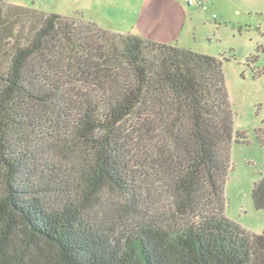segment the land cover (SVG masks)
<instances>
[{
	"label": "trees",
	"instance_id": "16d2710c",
	"mask_svg": "<svg viewBox=\"0 0 264 264\" xmlns=\"http://www.w3.org/2000/svg\"><path fill=\"white\" fill-rule=\"evenodd\" d=\"M73 19L0 0V264H264L225 216L224 59Z\"/></svg>",
	"mask_w": 264,
	"mask_h": 264
},
{
	"label": "rangeland",
	"instance_id": "374dc122",
	"mask_svg": "<svg viewBox=\"0 0 264 264\" xmlns=\"http://www.w3.org/2000/svg\"><path fill=\"white\" fill-rule=\"evenodd\" d=\"M123 1L7 0V4L58 14L69 22H73V18H83L105 32H133L155 43V40H160L178 45L177 30L183 26L180 46L192 47L194 51L205 55L223 58V73L235 133L230 151V167L223 186L225 216L246 233L260 234L264 230V209L253 208L251 192L254 183L264 179V0H219L213 5L208 0L209 10L206 13L202 9L188 7L181 0L185 10L202 17L198 18L201 25L197 29L188 17L177 14L170 15L168 19L135 18L128 3ZM136 4L129 2L131 8H135ZM21 17H17L13 23L16 25V43H25L33 28L29 19ZM207 18H210V23L206 21ZM171 23H175L174 30L169 27ZM157 24L160 25L158 29ZM14 40H7L8 50L15 43ZM144 198L142 196L140 200ZM114 201L110 198L103 203L108 214H115L118 203ZM130 208L138 213L140 220L144 218L148 221L152 219L151 215L156 214L143 208L141 202L138 205L131 204ZM123 219L126 230L130 229L134 219Z\"/></svg>",
	"mask_w": 264,
	"mask_h": 264
},
{
	"label": "crops",
	"instance_id": "0c3cea01",
	"mask_svg": "<svg viewBox=\"0 0 264 264\" xmlns=\"http://www.w3.org/2000/svg\"><path fill=\"white\" fill-rule=\"evenodd\" d=\"M124 3H128L127 6L132 10L133 12V16L135 18L138 19H153V18H169L170 15L175 16V14L179 15V16H184L185 18H189L190 23L193 25V27L195 29H197L201 24H200V20H198V18H202L200 15L199 16H194L193 12H189V10H185L184 9V4L182 3L181 0H124ZM129 2H137L135 8H131L129 5ZM219 2V0H211V4H217ZM208 0H206V4H208ZM209 6V5H208ZM187 7V6H186ZM209 7H207V12ZM195 9V8H193ZM205 11V13H206ZM206 21L208 23H210V18H207ZM158 26L156 27L157 29L160 27L159 24H157ZM170 28H172L173 30L175 29V23L174 24H170L169 26ZM134 25L132 27L131 30H133ZM162 28V26H161ZM183 26H180L179 29L177 30V34H176V42L178 43V45H172V43L169 42H162L160 40H155L157 41V43L160 44H166V45H171V46H177L178 48L181 49H186V50H191L193 52H197L200 53L198 51H194V49L191 48H187L185 46H180V39H181V34H182V29ZM131 35H136L139 36L137 33H133L130 32ZM128 33V34H130ZM195 36V35H194ZM140 37V36H139ZM142 38V37H141ZM204 54V53H201ZM205 55V54H204ZM214 57V56H212Z\"/></svg>",
	"mask_w": 264,
	"mask_h": 264
},
{
	"label": "built area",
	"instance_id": "2783aa9c",
	"mask_svg": "<svg viewBox=\"0 0 264 264\" xmlns=\"http://www.w3.org/2000/svg\"><path fill=\"white\" fill-rule=\"evenodd\" d=\"M184 2L190 8H199L204 11L207 10L206 0H184Z\"/></svg>",
	"mask_w": 264,
	"mask_h": 264
}]
</instances>
